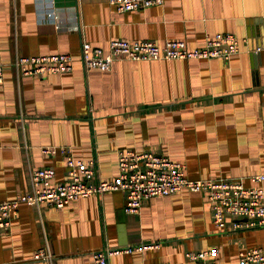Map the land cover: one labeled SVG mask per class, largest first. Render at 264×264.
Instances as JSON below:
<instances>
[{
  "label": "crops",
  "instance_id": "crops-1",
  "mask_svg": "<svg viewBox=\"0 0 264 264\" xmlns=\"http://www.w3.org/2000/svg\"><path fill=\"white\" fill-rule=\"evenodd\" d=\"M233 32L240 50L229 60H116L86 69L84 41L186 40ZM69 53L67 73L17 76V55ZM0 201L31 190L35 168L68 179L67 155L94 159L98 179L118 174V152L153 150L187 165L191 178L244 177L264 171V0H164L117 11L108 0H0ZM52 146L56 153H46ZM126 192L42 205L54 264H94L96 250L159 243L108 256L112 264H194L189 251L218 247L219 264H239L242 247H264V226L214 223L201 192L184 189L125 211ZM44 244L37 207L22 203L0 232V264H49L34 258Z\"/></svg>",
  "mask_w": 264,
  "mask_h": 264
},
{
  "label": "built area",
  "instance_id": "built-area-1",
  "mask_svg": "<svg viewBox=\"0 0 264 264\" xmlns=\"http://www.w3.org/2000/svg\"><path fill=\"white\" fill-rule=\"evenodd\" d=\"M117 11L143 9L164 0H108ZM240 50V41L233 32L208 35L204 45L191 47L186 40H168L160 45L151 39H112L107 48L84 41L81 48L86 69H111L116 60L149 61L159 59H231ZM17 76L67 73L73 69V57L69 53L17 55L13 61ZM4 80V65L0 64V83ZM46 153H56L52 146L43 148ZM68 179L54 181L56 170L51 166L35 168L31 173V190L15 198L0 201V232L10 228L22 203L35 206L40 212L44 244L34 254L37 260L54 264L41 206L60 209L74 199L101 195L109 191L126 192L125 211L139 213L145 200L155 196H168L181 190L201 192L214 209V223L220 229L228 227L255 228L264 226V171L251 176L254 185H247L244 177L191 178L187 165L166 154L153 150L142 152L131 148L118 152V174L112 179H98L94 159L85 161L67 155ZM159 243L137 245L124 249L104 248L94 251V264H112L109 255L122 251L132 252L144 248L159 247ZM218 247L208 250L189 251L187 257L194 264H219ZM239 264H264V247H242L238 253ZM132 264V263H124ZM167 264V263H151Z\"/></svg>",
  "mask_w": 264,
  "mask_h": 264
}]
</instances>
